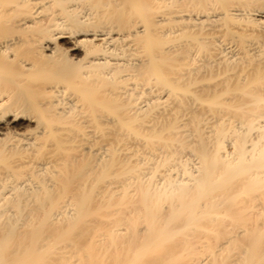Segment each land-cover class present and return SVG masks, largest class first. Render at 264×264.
<instances>
[{"label":"bare ground","instance_id":"6f19581e","mask_svg":"<svg viewBox=\"0 0 264 264\" xmlns=\"http://www.w3.org/2000/svg\"><path fill=\"white\" fill-rule=\"evenodd\" d=\"M0 264H264V0H0Z\"/></svg>","mask_w":264,"mask_h":264}]
</instances>
